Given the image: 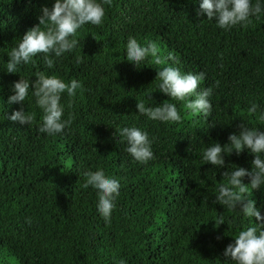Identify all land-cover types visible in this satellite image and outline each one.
<instances>
[{"label":"trees","instance_id":"1","mask_svg":"<svg viewBox=\"0 0 264 264\" xmlns=\"http://www.w3.org/2000/svg\"><path fill=\"white\" fill-rule=\"evenodd\" d=\"M53 2L0 0V264H118L121 258L126 264H224L225 247L248 219H233L235 213L213 203L226 182L224 169L203 164L201 155L209 143H227L239 123L264 130V14L223 30L197 15L199 0H102L104 21L82 26L80 47L52 68L39 59L20 67L23 76L43 71L83 84L74 97L62 94L70 130L48 136L38 131L35 97L24 105L36 114L31 126L5 118L21 107L7 103L20 77L3 71L16 39ZM129 37L155 42L165 63L149 57L135 68L125 59ZM166 65L206 73L201 87L213 89L209 117L174 100L179 122L137 112V101L154 106L170 99L155 79ZM251 102L256 113L248 111ZM130 125L153 140L155 158L147 164L136 162L115 132ZM252 159L247 151L225 156L226 165L249 169ZM98 167L121 183L108 223L96 210V191L84 186V171ZM251 198L264 203L258 190ZM221 213L226 224L217 227L212 220Z\"/></svg>","mask_w":264,"mask_h":264},{"label":"clouds","instance_id":"2","mask_svg":"<svg viewBox=\"0 0 264 264\" xmlns=\"http://www.w3.org/2000/svg\"><path fill=\"white\" fill-rule=\"evenodd\" d=\"M264 14V0H199L197 15H204L208 21H214L217 27L230 30L235 26H245L251 19L260 18ZM105 18V8L102 0H54L51 8L42 6L37 16L38 23L25 31L22 37L7 53L6 67L3 72L19 74L20 67L35 64L42 60L47 68H52L57 59L66 53H72L80 42L77 40L78 31L86 24L100 25ZM159 47L153 41L141 44L135 37H129L126 43L125 59L135 68L151 57L156 65L164 64L159 55ZM77 63L81 57H76ZM155 79L158 80V90L170 99L154 106L146 105L144 101H137L139 114L148 119L160 122H179L182 117L174 101L184 102V107L191 113H199L209 117L213 105L209 99L212 96L211 87H201L206 73L181 72L174 65H166L156 70ZM19 80L11 85V94L7 103L19 104L21 107L11 115L5 112V118L19 122L21 125L31 126L35 121L34 112L25 111L24 105L31 97H35V104L42 115L38 123V131L48 136H63L65 130H70L71 118H64L65 106L61 103L62 94L74 97L77 90L83 88L78 79L65 81L56 74H46L38 71L34 76L19 74ZM35 77V79H32ZM2 90V86H0ZM0 105L3 101L0 100ZM258 105L251 102L248 107L250 113H256ZM259 119L264 121V110L260 111ZM238 131L229 133L227 143L217 141L207 144L202 150L201 161L211 164L215 169H224L220 183L215 191L213 203L223 206L235 217L248 219L247 227L235 234L231 243L224 251L227 259L224 264H264V203L257 206V200L252 197L253 191L258 190L264 195V130L258 127H248L239 123ZM119 139L125 142V150L140 164L152 161L153 140L149 133L135 125L123 126L115 129ZM247 151L253 154L251 168L237 165H226L225 156L235 152L239 156ZM84 186H91L96 191V210L106 223L110 222L116 201L120 196V180L106 173L98 167L95 171L86 170ZM247 178L248 182L244 180ZM253 218L255 222H253ZM227 218L223 213L214 220L215 226L226 224ZM219 239V237H218ZM118 264H126L121 258Z\"/></svg>","mask_w":264,"mask_h":264}]
</instances>
